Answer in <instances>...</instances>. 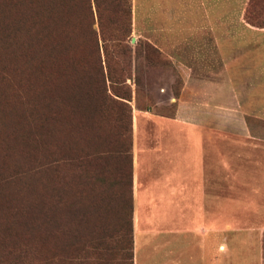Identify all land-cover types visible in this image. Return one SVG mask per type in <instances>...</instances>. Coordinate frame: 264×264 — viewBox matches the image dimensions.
I'll return each instance as SVG.
<instances>
[{
	"label": "rangeland",
	"instance_id": "rangeland-1",
	"mask_svg": "<svg viewBox=\"0 0 264 264\" xmlns=\"http://www.w3.org/2000/svg\"><path fill=\"white\" fill-rule=\"evenodd\" d=\"M148 1L67 0L64 67L80 82L63 83L58 112L41 86L58 76L46 62L55 31L31 9L21 45L17 11L0 0V264H134L135 249L156 233L134 224L129 231L125 151L131 135L134 158L157 159L175 127L181 157L195 137L202 140L213 193L220 180L227 188L226 214H215L219 199L212 200L213 224H228L212 231L213 239L227 241L221 258L263 264L264 27L245 21L248 0H212L211 29L198 40L189 7H180V23L164 30L155 1ZM257 2L264 20V0ZM116 55L122 60L113 70L122 72L114 90L129 99L109 87L106 61ZM204 79L242 85L234 94L230 86H204ZM104 87L115 99L110 106L103 104ZM81 105L89 110L86 133L72 127ZM74 210L82 216L68 221L85 223L75 234L62 232L59 245L48 244L38 228L47 224L38 220ZM187 217L180 216L181 225H189ZM161 223L170 225V216ZM154 224L146 218L140 226Z\"/></svg>",
	"mask_w": 264,
	"mask_h": 264
},
{
	"label": "crops",
	"instance_id": "crops-1",
	"mask_svg": "<svg viewBox=\"0 0 264 264\" xmlns=\"http://www.w3.org/2000/svg\"><path fill=\"white\" fill-rule=\"evenodd\" d=\"M151 1L146 3L147 6L153 5ZM154 1L158 14L164 20V30L166 26L180 23V7H189L193 17L190 16L188 22L192 25L193 36L205 40L206 30L211 29L213 22L212 0ZM203 84L230 86L234 94V86L242 85L232 80L218 82L207 79ZM171 131V141L159 144L156 153L161 157L157 159L140 160L138 153L134 158L132 150L133 224L138 230L147 228L145 231L156 233L155 239L139 244L144 249L138 252L135 249L134 264H228L227 256L224 260L220 256L227 253V241L212 238V231L221 232L228 228V224H213L212 220L213 198L219 199V212L215 211V214L222 216L227 213V188L220 180L216 187L218 194L213 193V164L206 157V144L195 137L191 142L192 150L186 157H181L177 149L179 139L175 142L179 130L175 127ZM181 215L189 217V225H181ZM168 216L172 223L163 225L161 222ZM146 218L154 219L153 228L148 224L140 226Z\"/></svg>",
	"mask_w": 264,
	"mask_h": 264
},
{
	"label": "trees",
	"instance_id": "trees-1",
	"mask_svg": "<svg viewBox=\"0 0 264 264\" xmlns=\"http://www.w3.org/2000/svg\"><path fill=\"white\" fill-rule=\"evenodd\" d=\"M9 4V6H12L16 11H17V17H15V21L17 23L15 24V29L17 32L20 33V44L22 45L24 41V37L26 35V31L28 29V17L30 16V13L32 14V11L34 12L35 17H40L42 16V22L46 23L47 28L51 26V33L54 30L55 32L51 34V45H52V50L51 54L49 57V60H46L47 63L51 64L52 66L51 69L55 70L58 72V76L51 77L50 79H44L43 84L41 83V86L43 87V100L45 102L49 101L51 105L54 106L56 111L59 112L63 105V96H64V91L62 89L63 83L66 82V80H70L73 82H80L78 76L73 73V71H69L66 74V69H65V53H69V48L68 52L66 51V46H65V29L64 25L66 23L67 17L70 18L69 12L70 10L67 8V0H6ZM122 1V0H120ZM97 2V0H96ZM262 6L258 4L257 0H248L247 5L245 7V14H244V19L247 23L257 26V27H264V20L261 18L262 14ZM32 9V11H31ZM127 7H125L124 12H127ZM131 14V10H130ZM59 32V33H58ZM120 40V39H117ZM118 47H121L123 49L124 45L121 46V44L118 43ZM120 48V49H121ZM58 51V52H57ZM57 53L59 56H57ZM122 59H120L117 55L114 58L107 57L106 61V75L107 79L110 82L111 87V92L121 98L129 99V95L124 96L122 94H119L114 90V86L120 79L122 69H120L118 72L113 70L112 63L118 62ZM68 62V60H66ZM68 71V70H67ZM103 72V69L100 70V72ZM67 75V76H66ZM107 91L108 89L104 87L103 90H100L103 96V104L104 105H109L114 101L112 97L108 98L107 97ZM80 94L81 92L78 91ZM85 95L89 96L88 93ZM48 99V100H47ZM86 105H81L79 107H74L77 108L83 115H80L81 121L78 122H73L72 127L76 128V132L80 133L82 132L86 133L88 129V120L90 119L89 116V110L88 108H85ZM87 112V113H85ZM84 120V121H83ZM44 131L46 133L50 131V127H47V124L44 125L43 127ZM74 128V130H75ZM45 133V134H46ZM127 150L125 151L126 156L128 158V187L130 190V196H129V219H130V227L129 231L132 232V227H133V196H132V143H131V135H130V142L129 145L127 146ZM121 153H123L121 151ZM76 162L75 164H77ZM120 169L122 167L120 166ZM122 171H120L121 175ZM127 206V203L125 204ZM78 210L74 211H69V212H64L62 214V217L59 218H51L50 216H44L41 217L38 220V225L39 222L47 224L46 226H38V228L41 230V233L43 234L45 240H49L50 245H59V236L61 235L62 232H69L70 234H75L76 231L80 227L81 224L85 222H75V220H70L68 221L69 218L73 217H80L82 214L80 212H77ZM36 247V246H35ZM262 249H263V264H264V234H263V243H262ZM36 252V250H35ZM131 259H132V253H131Z\"/></svg>",
	"mask_w": 264,
	"mask_h": 264
}]
</instances>
